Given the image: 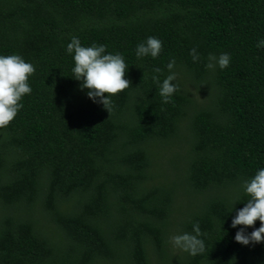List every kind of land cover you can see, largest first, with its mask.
I'll return each instance as SVG.
<instances>
[{
  "label": "trees",
  "instance_id": "16d2710c",
  "mask_svg": "<svg viewBox=\"0 0 264 264\" xmlns=\"http://www.w3.org/2000/svg\"><path fill=\"white\" fill-rule=\"evenodd\" d=\"M73 36L128 65L108 112L71 77ZM148 36L160 53L137 58ZM259 39L264 0H0V54L34 66L0 128V264H264L229 227L264 167Z\"/></svg>",
  "mask_w": 264,
  "mask_h": 264
},
{
  "label": "clouds",
  "instance_id": "9594fccd",
  "mask_svg": "<svg viewBox=\"0 0 264 264\" xmlns=\"http://www.w3.org/2000/svg\"><path fill=\"white\" fill-rule=\"evenodd\" d=\"M257 49H264V39L256 42ZM161 41L154 36L146 37L135 47L137 58L145 56L156 58L161 50ZM65 54L72 59L71 77L80 82V87L86 89L85 95L94 103H99L109 111L111 97L129 87V80L125 78L128 65L119 53H110L103 44L83 46L76 36L70 38L65 46ZM193 61L197 59L195 49L189 50ZM211 59V58H210ZM230 56L221 53L216 58L215 66L224 69L228 66ZM175 61L169 59L166 68L171 70ZM212 68L213 64L206 65ZM156 73L159 68L154 69ZM34 72V66L26 62L20 55L11 53L0 54V128L6 127L22 107L20 103L23 96L30 94L31 87L28 78ZM159 95L164 102L177 90L174 73H169L163 80H157ZM243 193L248 197L243 206L235 209L229 227L236 229L233 240L241 245L264 242V167L258 168L248 179L242 181ZM236 202L231 206V210ZM259 221L258 227H252ZM221 225V224H220ZM237 225L241 227L237 228ZM245 226L251 227L250 232ZM193 231L199 233L198 224H193ZM203 246L201 245V249Z\"/></svg>",
  "mask_w": 264,
  "mask_h": 264
},
{
  "label": "rangeland",
  "instance_id": "374dc122",
  "mask_svg": "<svg viewBox=\"0 0 264 264\" xmlns=\"http://www.w3.org/2000/svg\"><path fill=\"white\" fill-rule=\"evenodd\" d=\"M186 149H188L189 148V144H188V146L187 147H185Z\"/></svg>",
  "mask_w": 264,
  "mask_h": 264
}]
</instances>
